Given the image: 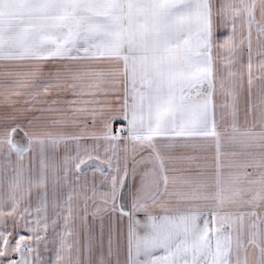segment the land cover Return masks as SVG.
I'll list each match as a JSON object with an SVG mask.
<instances>
[{"label":"snow or ice","instance_id":"snow-or-ice-1","mask_svg":"<svg viewBox=\"0 0 264 264\" xmlns=\"http://www.w3.org/2000/svg\"><path fill=\"white\" fill-rule=\"evenodd\" d=\"M5 108L0 264H264V0H0Z\"/></svg>","mask_w":264,"mask_h":264},{"label":"crops","instance_id":"crops-1","mask_svg":"<svg viewBox=\"0 0 264 264\" xmlns=\"http://www.w3.org/2000/svg\"><path fill=\"white\" fill-rule=\"evenodd\" d=\"M203 153H200L199 151H193L192 149H177L176 152L173 153V155L179 156V155H202ZM176 167L177 169H183L187 168L189 166L194 167V165H190L187 161H179L174 162L173 164H170V167Z\"/></svg>","mask_w":264,"mask_h":264},{"label":"rangeland","instance_id":"rangeland-1","mask_svg":"<svg viewBox=\"0 0 264 264\" xmlns=\"http://www.w3.org/2000/svg\"><path fill=\"white\" fill-rule=\"evenodd\" d=\"M19 106V105H18ZM0 111H4V112H7L9 111V109L5 108V109H0Z\"/></svg>","mask_w":264,"mask_h":264}]
</instances>
